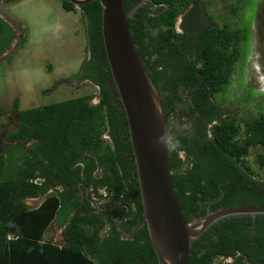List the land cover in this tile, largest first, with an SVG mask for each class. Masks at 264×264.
Returning a JSON list of instances; mask_svg holds the SVG:
<instances>
[{"label":"trees","instance_id":"obj_1","mask_svg":"<svg viewBox=\"0 0 264 264\" xmlns=\"http://www.w3.org/2000/svg\"><path fill=\"white\" fill-rule=\"evenodd\" d=\"M140 1L124 0L126 10ZM61 6L79 11L87 56L78 75L98 93L19 111L13 101L17 120L5 138L11 144L0 148V264H158L146 225L126 236L116 224L128 209L120 224L132 232L143 209L127 120L104 49L100 4L76 7L62 0ZM201 7L197 0H146L128 20L170 127L171 180L186 222L224 207L264 205V111L244 121L237 113L222 117L218 100L227 94L249 29L199 21L193 27ZM180 16L181 33L175 28ZM20 34L18 46L25 42ZM15 37L0 18V55ZM257 148L255 170L246 158ZM42 196L35 209L26 204ZM92 196L122 206L99 215ZM53 224L61 229L60 247L43 240ZM188 264H264V214L213 223L192 242Z\"/></svg>","mask_w":264,"mask_h":264},{"label":"rangeland","instance_id":"obj_2","mask_svg":"<svg viewBox=\"0 0 264 264\" xmlns=\"http://www.w3.org/2000/svg\"><path fill=\"white\" fill-rule=\"evenodd\" d=\"M231 1L197 0L209 19L230 14L228 4ZM258 2L256 0L257 5ZM260 3L258 22L254 23L252 32L249 28L250 35L242 44L227 94L218 96L226 113H237L243 121L264 111L263 95L259 91L262 86L259 76L264 71V0ZM61 4L62 0H11L0 4V18L16 33L9 49L0 55V145L15 128L14 100H18L19 111L98 93L97 87L87 80H80L78 75L87 56L79 11L66 12ZM182 19L180 16L176 22L177 32L181 31ZM214 20L219 23L220 19ZM20 32L25 42L18 46ZM52 86L56 89L48 93ZM97 102L98 99L93 98L92 103ZM258 150L252 149L246 158L255 170L258 168L255 158ZM45 198L29 199L26 204L35 209ZM46 216L45 213L44 220ZM48 239L60 247L63 243L61 229L50 225L43 236V240Z\"/></svg>","mask_w":264,"mask_h":264},{"label":"water","instance_id":"obj_3","mask_svg":"<svg viewBox=\"0 0 264 264\" xmlns=\"http://www.w3.org/2000/svg\"><path fill=\"white\" fill-rule=\"evenodd\" d=\"M76 7L97 1L108 67L124 110L142 203V219L133 235L146 225L158 264H188L192 242L218 220L264 214V205L224 207L184 220L171 180L168 129L159 92L147 74L133 42L128 20L145 3L129 11L124 0H66ZM228 262H231L229 260Z\"/></svg>","mask_w":264,"mask_h":264},{"label":"flooded vegetation","instance_id":"obj_4","mask_svg":"<svg viewBox=\"0 0 264 264\" xmlns=\"http://www.w3.org/2000/svg\"><path fill=\"white\" fill-rule=\"evenodd\" d=\"M218 1L222 3L225 0H218ZM209 4L211 5V3H209ZM214 5H215V3H214ZM260 5H261L260 0L258 2V5L256 4V0H233V1H231L230 4H228L230 14L223 15L222 18L218 17V15L216 16L218 19H220L219 23H217V21H215L214 19H209L207 17V15L203 12L202 17H199L198 20H196V19L192 20V21H194L193 27H194L195 21H197V22L199 21L200 23H202V25H204L206 27H212L215 25V26H218L219 28H222L225 25L230 24L231 26H234L236 28H245V30H248L250 28V29H252L251 30V32H252L254 23L258 22V15H259L258 10H259ZM190 9H191V7H189L187 11H189ZM262 9H264V7ZM248 23L250 24V26L247 25ZM182 25H183V19L181 20V24H180V29H181L180 33L183 31ZM180 95L183 98H186L187 102L190 100L187 93L184 92ZM226 115H227V113H226V111H224L222 117H224ZM167 129L169 131L170 127ZM3 143L0 145V148L7 147L8 145L11 144L9 142H3ZM86 197H87V193H86ZM90 203L92 204V206H94V204H95V206L97 208L95 213L99 214V215L102 214L103 212H106V211L109 213V211L115 210L117 208H121V206H122V204L107 205L106 206L104 202H99L94 196H92V198L90 199ZM127 213H128V209H126L124 211V213L122 215H120L119 219L122 218V220L125 221ZM119 219L117 220V223H116L117 226H118ZM120 226H121V224H120ZM118 228H119V226H118ZM119 230H120V228H119Z\"/></svg>","mask_w":264,"mask_h":264},{"label":"clouds","instance_id":"obj_5","mask_svg":"<svg viewBox=\"0 0 264 264\" xmlns=\"http://www.w3.org/2000/svg\"><path fill=\"white\" fill-rule=\"evenodd\" d=\"M259 80L261 81V90H259L260 92L264 91V71L262 72V74L259 76Z\"/></svg>","mask_w":264,"mask_h":264}]
</instances>
